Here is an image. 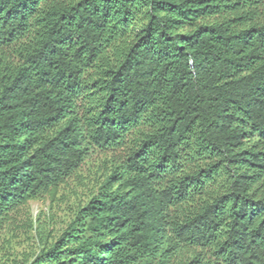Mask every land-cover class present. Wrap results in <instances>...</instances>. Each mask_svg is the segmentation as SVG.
<instances>
[{
    "label": "trees",
    "instance_id": "obj_1",
    "mask_svg": "<svg viewBox=\"0 0 264 264\" xmlns=\"http://www.w3.org/2000/svg\"><path fill=\"white\" fill-rule=\"evenodd\" d=\"M93 154L30 264H264V0H0V224Z\"/></svg>",
    "mask_w": 264,
    "mask_h": 264
},
{
    "label": "rangeland",
    "instance_id": "obj_2",
    "mask_svg": "<svg viewBox=\"0 0 264 264\" xmlns=\"http://www.w3.org/2000/svg\"><path fill=\"white\" fill-rule=\"evenodd\" d=\"M111 156L93 154L53 195L29 201L0 224V264L36 262L65 231L109 174Z\"/></svg>",
    "mask_w": 264,
    "mask_h": 264
}]
</instances>
